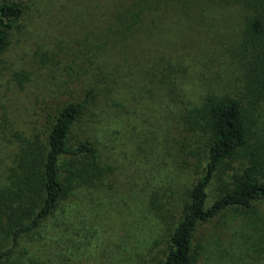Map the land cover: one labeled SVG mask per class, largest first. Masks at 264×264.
I'll list each match as a JSON object with an SVG mask.
<instances>
[{"label":"rangeland","instance_id":"374dc122","mask_svg":"<svg viewBox=\"0 0 264 264\" xmlns=\"http://www.w3.org/2000/svg\"><path fill=\"white\" fill-rule=\"evenodd\" d=\"M18 5L0 52V213L10 215L0 219V251L10 223L39 204L18 185L20 162L43 154L57 113L88 91L69 145L86 142L94 152L82 164L61 160L55 210L0 264H163L208 150L184 114L228 97L245 118L247 148L221 165L207 207L235 187L249 150L264 156V75L251 70L245 41L247 19L264 18V0ZM192 264H264V199L199 224Z\"/></svg>","mask_w":264,"mask_h":264},{"label":"trees","instance_id":"16d2710c","mask_svg":"<svg viewBox=\"0 0 264 264\" xmlns=\"http://www.w3.org/2000/svg\"><path fill=\"white\" fill-rule=\"evenodd\" d=\"M20 0L0 1V52L7 46L5 28L9 21L22 14L18 5ZM245 41L251 50V70H262L264 75V18L262 16L247 19ZM249 50V51H250ZM93 92L88 91L81 101L67 103L55 116L52 128L46 138L45 151L18 166V185L39 198L35 211L26 212L10 223L9 245L0 251V263L8 258L19 239L34 231L40 223L56 208L64 194L60 176V164L63 158H70L72 165L82 164V159L93 154V148L86 142L69 145L70 130L85 112ZM185 127L199 133L207 142V156L201 177L190 191L189 203L186 204L182 218L177 223L171 236V244L163 264H192V243L196 228L215 218L230 207L248 208L255 200L264 199V156L255 151H248V167L242 175L236 176L235 187L226 191L209 207L208 187L211 185L221 165L233 158L239 150L247 148L248 133L242 108L234 98H209L201 107L188 110L183 116ZM41 160H38V156ZM84 166V164H83ZM93 177L102 175L97 166L84 167ZM18 198V197H16ZM12 198V199H16ZM19 206L25 204V198H18ZM9 209V208H8ZM7 210L0 213V219Z\"/></svg>","mask_w":264,"mask_h":264}]
</instances>
